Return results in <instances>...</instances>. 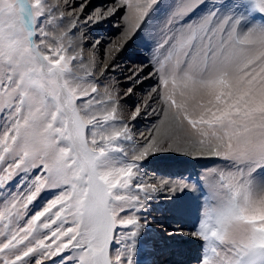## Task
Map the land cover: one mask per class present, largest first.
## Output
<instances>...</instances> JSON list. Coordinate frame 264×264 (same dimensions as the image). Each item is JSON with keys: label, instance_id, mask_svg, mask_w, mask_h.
I'll use <instances>...</instances> for the list:
<instances>
[{"label": "snow or ice", "instance_id": "1", "mask_svg": "<svg viewBox=\"0 0 264 264\" xmlns=\"http://www.w3.org/2000/svg\"><path fill=\"white\" fill-rule=\"evenodd\" d=\"M158 3L113 0L82 18L87 0H0V264H134L146 200L196 187L139 171L168 152L224 162L200 177V222L181 233L202 242L199 264H264V0H229L223 15L225 0H173L150 32L156 84L129 113L115 77L101 78ZM120 11L98 77L99 41L86 48L78 26ZM144 69L127 79L139 83ZM142 110L156 122L113 158Z\"/></svg>", "mask_w": 264, "mask_h": 264}, {"label": "rangeland", "instance_id": "2", "mask_svg": "<svg viewBox=\"0 0 264 264\" xmlns=\"http://www.w3.org/2000/svg\"><path fill=\"white\" fill-rule=\"evenodd\" d=\"M87 0V7L85 11L82 13V18L88 15H91L96 5L93 3V1ZM173 0H159V3L153 7V9L149 12L147 15V25L151 31H154V29L159 26L160 23L165 19L168 12L170 11L171 4ZM81 3V0L74 4V6H78ZM230 8L229 0H225L224 7L220 9V13L226 14L228 13ZM203 11V10H201ZM123 11L116 15L114 19H112L110 22H108V29L104 30L103 32H88L84 36L87 38L85 41L84 46L86 48H90L97 39L100 41L104 37H107V39H104L100 47L102 49L101 56L99 58V69L97 71V74H100L101 68L104 64V53H106L105 48L108 44H110V41H113L115 38L117 39L119 28L118 24L119 19L123 16ZM200 11L195 13L193 16H189L187 20H192L195 16L200 15ZM148 38L151 40L150 45L148 47L147 51V61L136 59L133 63L131 60H126L123 62L125 66L128 67H134V66H140L143 61L145 64L147 62H150L152 51L155 46V38L153 36H148ZM111 39V40H110ZM113 39V40H112ZM131 52V50H128ZM98 53V51H97ZM151 69V66H150ZM105 79H111L112 76H108ZM117 80V79H116ZM121 82H118V85H120L121 89V96L124 93L125 89L128 86H122L120 84ZM122 100V99H121ZM120 100V101H121ZM127 112L130 113L131 109L128 108V106L122 102L121 104ZM151 123L154 124L152 121ZM124 140L123 138L118 139L114 142V145L116 148L121 149L122 151H113L111 153V156L113 158H117L120 160H125L124 153L125 152H131L133 149L132 147H124ZM223 161L217 160V159H202L198 161L195 165L190 164V167L182 168L178 171H175L171 177L172 181H184L185 183L195 185V191H196V198L198 199V205L195 207V215L190 220L189 227H186V231L188 233H192L196 230L200 219H201V210L203 207V204L207 198L206 190L203 187V184L201 182L200 177L202 174L210 168L213 167H219L223 165ZM146 163L144 161L139 162V171L145 176L146 171ZM135 182V181H134ZM19 183V178L11 182L9 185V190L14 191L16 190V184ZM23 187V186H22ZM58 189H50L42 192L40 196L37 198L36 201L33 202V204L30 206L31 211L39 210L44 203L53 198L57 193ZM183 194V191L179 193V195ZM169 205L166 202L161 203L159 199H157V193L152 194L147 200H146V206L141 209L139 212L136 213V215L139 217L140 223L143 225V227L139 230L138 235L135 238V255H134V264H199V258L201 256V250H202V242L200 240L195 241L194 243H190L188 245H168L169 240L164 238L159 233H170L174 232L176 230L175 228L180 226H185L184 223H179V219L174 218V216H170L171 212H169ZM190 217V216H189ZM153 227V228H152ZM181 229V228H180ZM179 229V230H180ZM128 229H118L117 230V236L119 238H123V235L125 232H127ZM153 238H149L151 234L156 233ZM163 243H165V247H163ZM117 246L113 245V251H115V248ZM56 264H59V260L56 261Z\"/></svg>", "mask_w": 264, "mask_h": 264}, {"label": "bare ground", "instance_id": "3", "mask_svg": "<svg viewBox=\"0 0 264 264\" xmlns=\"http://www.w3.org/2000/svg\"><path fill=\"white\" fill-rule=\"evenodd\" d=\"M79 1L80 0H73V6ZM91 1H93V3L96 5L94 9L107 8L113 2V0H91ZM121 12L122 11H120L119 14ZM115 17L116 15H112L106 19H102L98 23H87L84 25H80L78 27L83 28L84 35L88 32L97 33V32H103L104 30H107L109 33L110 28L108 29L107 23L110 22ZM119 22L120 23L118 24V28H119L118 36H120V33L122 31L121 19H119ZM147 22H148L147 19H145V23L141 26V28L124 45L122 50L116 55L115 60L112 62V64L115 65V70H113L112 65H110L108 69L105 71L104 76L101 78V81H102L103 79L107 77V74H109L108 76L115 77V79H117L118 82H121L120 84H122V86L123 85L128 86L125 90H127L129 87L133 89V92L129 95L125 96L122 94V100L120 101V104L124 102L128 106V108L131 109V111L134 110L135 107L140 103V98L151 87H153L156 84L155 78H147L148 73L151 71L150 69L151 65L149 62H147V64H145L144 62V61H147L146 53L148 51V47L151 41L148 38V36H150V31H149L150 29L148 27L150 26L147 25L148 24ZM104 39H107V37H104L103 39H101L97 45L98 61H99L100 56L102 55L101 54L102 49L100 47V44ZM98 40L99 39H97L96 41ZM111 42L112 41H110V43ZM108 46L109 44L106 47H104L105 50ZM129 49L131 50V52L128 51ZM104 54L105 55L103 56L105 60H104V64L100 72L103 71L105 64L107 63L106 53ZM128 59L131 60L132 63L136 59L144 60L141 65L145 66V69H144L143 76L141 77L139 83H137L136 79H132V80L127 79V77L131 74L129 70L133 68V67L125 66L123 64V62ZM99 75L100 74H97L98 77ZM153 106L155 107L156 105L154 104ZM156 119L157 117L155 115L145 114L144 110H142L141 114L138 115L135 120H132L130 122L131 130L135 138L133 140L123 139L125 142L124 147L133 148L137 146V141L139 139L138 134L143 133L147 131L149 128H151V126L153 125V123L151 122L153 121L155 123ZM200 160L202 159H193V158L188 157L187 155H179V154H175L172 152L151 155L147 159L144 160V162L146 163L145 165L146 171H148V172H145L144 177L147 178L149 176H152V177L159 178V179L171 180L173 173L175 171H178L180 167H182L183 169L186 168V166L190 167L189 166L190 164L195 165ZM179 193H181V191L176 192L171 195H169L167 191L157 192V199H159L161 203L166 202L169 205L168 210L169 212H171L170 216H174V218L176 219L178 218L180 220L179 223H181V225L182 223H184L185 225V226H180V227L175 228L176 230H174L173 233L170 232L171 235L170 233H166V234L159 233L164 238L170 241L168 245H171V244L172 245H180V244L188 245L198 240V239L191 238V236L189 235L181 234V233H188V231H186V227H189L190 220L195 215V207L198 205V199L196 198V191L195 190L189 191L185 189L183 191V194L179 195ZM179 229L180 231H178ZM156 234L157 232L154 234H151L149 238H153V236H155ZM165 245L166 244L163 243V247L161 248H164Z\"/></svg>", "mask_w": 264, "mask_h": 264}]
</instances>
